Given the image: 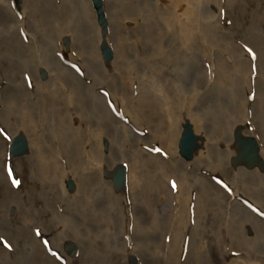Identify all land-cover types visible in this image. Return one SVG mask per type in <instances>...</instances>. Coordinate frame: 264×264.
I'll return each instance as SVG.
<instances>
[{
    "label": "rangeland",
    "instance_id": "rangeland-1",
    "mask_svg": "<svg viewBox=\"0 0 264 264\" xmlns=\"http://www.w3.org/2000/svg\"><path fill=\"white\" fill-rule=\"evenodd\" d=\"M98 4L0 0V264H43L37 242L52 264H113L115 248L148 264V223L166 264H264V0ZM239 137L258 145L250 165Z\"/></svg>",
    "mask_w": 264,
    "mask_h": 264
},
{
    "label": "bare ground",
    "instance_id": "bare-ground-1",
    "mask_svg": "<svg viewBox=\"0 0 264 264\" xmlns=\"http://www.w3.org/2000/svg\"><path fill=\"white\" fill-rule=\"evenodd\" d=\"M83 26H84V28H83V34H88L90 24H89V20L87 18H85V20L83 21ZM108 117H109V115H108ZM179 130H180L179 122H178V125L177 126L171 125V126L168 127L167 132H168V137H169V143H170V145L173 142L176 141V138L178 136ZM219 132L222 133L223 131H219ZM228 132H230V133L228 134ZM232 133H233V129H228L227 132H224L223 133L224 135H228L227 142H229V143L227 145V149H228V156H227V158L229 157L230 154L235 153V145H234V142L232 140ZM15 134H11V135L12 136H15ZM95 141L97 142V136H96V140ZM207 144H208L207 146H210L211 145L210 143H207ZM30 150L33 152V156L32 157L26 156L25 157V160L27 161V163H31V162H33V160H35V162H36L37 161V155L35 153V144H34V142L31 143ZM229 159H228V161H229ZM41 168H42V166H41ZM88 168H89V165L85 166L84 169H82L79 174H74L73 176L78 179L79 176H80V174L84 173L86 170H88ZM95 169L100 174V172H102L101 171L102 165L101 164H99V165L97 164V167ZM99 174H94L93 173V174H88V176L91 177V178H94L100 184V186H102V184L100 182V176H99ZM101 177L103 178V176H101ZM130 178H131V176H130ZM103 179L105 180V184L104 185H109L110 186V181L106 180L105 178H103ZM95 180L89 181L88 182V186L87 185L85 186V193H87L88 195H91L92 197H96L97 195H95V194L98 193L95 190L96 187H97V183H96ZM45 181H46L47 184L50 183V182H53L54 183V187L55 188H58L56 186L54 180H48V179L45 178ZM61 186H63V184ZM59 188L61 190V187L60 186H59ZM61 191H63V193H64V189L61 190ZM214 191H217V189H215ZM100 195H102V194L100 193ZM218 197L220 199L222 198V196L220 195V193H219ZM206 200L207 199L202 200V199L199 198V202L201 201L203 203L202 204V207H204L205 205L207 206V204H205L206 203ZM217 209L219 211H217ZM233 209H234V207H233ZM214 210L215 211L212 214L214 216L217 215L216 217H218L219 213L222 210L219 209L218 207H215V205H214ZM234 210L236 212H241L242 211L240 214H238V216H243V214H246V212L243 209H241V208L235 207ZM223 213L225 214V212H223ZM143 222H147V219H145L144 215H143ZM24 224H25L24 230H23V227H22L19 230L18 235L22 233L20 237L29 239L30 237L28 235V227L30 226L31 223L28 220L24 219ZM147 226L151 227V233L149 234V237H147V238H144L145 236H142L143 239L141 240V244H140V246L142 245L141 246V249L143 250V253L145 254L144 256L146 258H148V260H149L148 261V264H163V263L166 264V261H164V259L162 258L161 254H158L160 252L159 249H158V244H157V247H156V244H155L157 231L155 232L154 227L151 226L149 223L147 224ZM0 228H4V225L2 224V221L1 220H0ZM142 229H143V227H142ZM144 229H145V227H144ZM231 231H232L233 234L237 235L239 233L238 232L239 231V228L238 227H235L233 224H231ZM143 234H146L145 231L143 232ZM55 237L57 238V241L54 238V242L57 245V248L62 249L63 246H64V244H65V242H61L60 241V235H59L58 232L55 233ZM240 237H241V235L239 234L238 236L234 237V239H238ZM112 248H115V247H112ZM36 249H38L37 252H38V254L41 257V260H44L43 261V264H52V263H50V261H45L46 259L47 260L50 259L48 255H50L52 257H53V255H51V254L48 253V250H47V248L44 245H40L39 242H37V248ZM115 249H111V250L109 249L105 253V256L108 257V260H110L113 264H116V262L118 260V257L120 256L122 258V260H123V263L124 264H127V261H126L128 259L127 255L126 254H122L121 255ZM79 255H83L84 256V253L80 251ZM42 258H44V259H42ZM80 258H82V257H80ZM64 261H68V259L65 258ZM0 262H2V261H0ZM4 264H7V263L4 262Z\"/></svg>",
    "mask_w": 264,
    "mask_h": 264
},
{
    "label": "water",
    "instance_id": "water-1",
    "mask_svg": "<svg viewBox=\"0 0 264 264\" xmlns=\"http://www.w3.org/2000/svg\"><path fill=\"white\" fill-rule=\"evenodd\" d=\"M96 7L98 8V0H94ZM179 145H180V152L182 155L185 157H189L191 155V148L195 145L194 138L191 134V132L188 129H185L181 137L179 139ZM242 147H247L250 148L251 145L250 143H246V141H242ZM244 147V153H243V158L246 160L247 163H251L252 160L254 159V154L251 152H248V149ZM18 151V150H16Z\"/></svg>",
    "mask_w": 264,
    "mask_h": 264
}]
</instances>
